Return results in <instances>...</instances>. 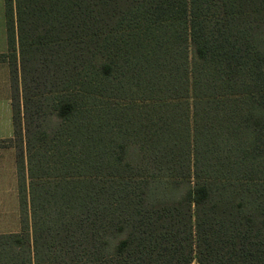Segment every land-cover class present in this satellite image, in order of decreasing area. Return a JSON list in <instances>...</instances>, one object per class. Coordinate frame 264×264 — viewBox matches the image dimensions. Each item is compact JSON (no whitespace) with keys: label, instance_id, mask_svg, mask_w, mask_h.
<instances>
[{"label":"trees","instance_id":"1","mask_svg":"<svg viewBox=\"0 0 264 264\" xmlns=\"http://www.w3.org/2000/svg\"><path fill=\"white\" fill-rule=\"evenodd\" d=\"M4 8L0 264H264V0Z\"/></svg>","mask_w":264,"mask_h":264},{"label":"crops","instance_id":"2","mask_svg":"<svg viewBox=\"0 0 264 264\" xmlns=\"http://www.w3.org/2000/svg\"><path fill=\"white\" fill-rule=\"evenodd\" d=\"M7 44V33H6V19H5V8L3 1L0 0V55H4L8 49ZM7 123H11L10 133H6L5 129ZM13 137V124H12V110H11V99H10V79H9V67L6 61L0 59V141L7 140ZM15 148L6 145H0V192L7 191L5 185L10 184L12 190L16 191V162L14 158ZM10 158H9V157ZM7 160L11 162L7 163ZM7 165L11 166L10 170L7 171ZM7 176H9V183L7 182ZM17 198V197H16ZM18 204V198H17Z\"/></svg>","mask_w":264,"mask_h":264},{"label":"rangeland","instance_id":"3","mask_svg":"<svg viewBox=\"0 0 264 264\" xmlns=\"http://www.w3.org/2000/svg\"><path fill=\"white\" fill-rule=\"evenodd\" d=\"M3 4H4V0ZM6 133H10L11 131V123H7ZM9 157V156H8ZM10 158V157H9ZM14 158L16 159V150L14 153ZM11 162L10 160H7V163ZM9 165H7L6 169L7 171L10 170ZM10 179L9 176H7V183H9ZM5 188H7L6 193L0 192V232H10V231H16L19 228V213H18V204H17V195L16 191L11 192L12 186L10 184L5 185ZM11 189V190H10ZM192 264H196L195 262Z\"/></svg>","mask_w":264,"mask_h":264}]
</instances>
